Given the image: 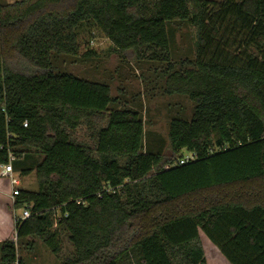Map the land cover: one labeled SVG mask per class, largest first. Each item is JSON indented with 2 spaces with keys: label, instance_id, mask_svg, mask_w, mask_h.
Instances as JSON below:
<instances>
[{
  "label": "trees",
  "instance_id": "16d2710c",
  "mask_svg": "<svg viewBox=\"0 0 264 264\" xmlns=\"http://www.w3.org/2000/svg\"><path fill=\"white\" fill-rule=\"evenodd\" d=\"M176 21L198 29L179 65ZM84 28L166 62L164 92L193 101L163 152L146 150L141 110L108 84L55 69V54L80 55ZM184 150L197 158L179 164ZM9 151L38 189L16 197L32 214L1 264H26L20 249L38 241L59 255L62 232L76 253L61 264H207L200 231L230 264H264V0H0V164Z\"/></svg>",
  "mask_w": 264,
  "mask_h": 264
},
{
  "label": "rangeland",
  "instance_id": "374dc122",
  "mask_svg": "<svg viewBox=\"0 0 264 264\" xmlns=\"http://www.w3.org/2000/svg\"><path fill=\"white\" fill-rule=\"evenodd\" d=\"M168 30L171 36L173 62L179 65L186 59H195L197 27L187 22L176 21L168 25ZM80 38V55L55 54L53 57L55 69L108 84L113 97H119L126 106L141 110L145 121L146 150L153 153L163 152L169 146L168 130L171 120L190 119L194 111V103L188 96L181 94L170 96L164 92L165 77L162 71L167 68V63L138 61L132 53H119L114 50L112 42L102 32L96 30L84 28ZM89 50H94L97 54L88 57L85 53ZM76 136L79 140H87L88 129L82 126ZM183 154H186L185 150ZM29 156L31 161L41 158V155L34 151L30 152ZM20 187L25 190H37L36 172L33 171L23 177ZM2 202L4 206L2 205L0 213V226L7 229L2 219L6 218L4 215L7 214L6 204ZM20 211L18 210L19 213ZM13 235V232L9 231L8 238H14ZM62 235V249L59 255H55L45 244L38 241L34 249H20L19 256L26 264H61L76 253L68 235L65 232H62ZM200 237L207 264H230L203 231H200Z\"/></svg>",
  "mask_w": 264,
  "mask_h": 264
},
{
  "label": "built area",
  "instance_id": "2783aa9c",
  "mask_svg": "<svg viewBox=\"0 0 264 264\" xmlns=\"http://www.w3.org/2000/svg\"><path fill=\"white\" fill-rule=\"evenodd\" d=\"M24 126H27V123L24 124ZM197 158V154L192 151H187L186 154H184L179 159V164H185L192 160H195ZM16 159L15 154L12 151H9V160L7 163L0 164V178L6 179L9 183V190L6 191V194L8 196V199L11 202L12 205V225L10 227L11 232H13L12 238L15 242L17 240V224L22 222L23 220L29 218L32 214L31 206L27 205L21 208L20 213L18 210L14 208V204L16 201V197L20 195V193L25 190L20 187L22 176H20L19 172L15 171L13 162ZM22 177V178H21ZM110 191V190H109Z\"/></svg>",
  "mask_w": 264,
  "mask_h": 264
},
{
  "label": "crops",
  "instance_id": "0c3cea01",
  "mask_svg": "<svg viewBox=\"0 0 264 264\" xmlns=\"http://www.w3.org/2000/svg\"><path fill=\"white\" fill-rule=\"evenodd\" d=\"M8 190H9L8 181L6 179L0 178V213H2L1 211L2 205L4 206V204H2L3 203L2 201L5 202L6 204L5 209L7 210V214H4L3 212V214L6 215V218H2L5 221V225L7 226V229H5L4 227L2 228V226H0V246H1V242L8 238L9 231H11L10 227L12 225L11 223H12V209L13 208L6 194V191ZM0 256H1V250H0Z\"/></svg>",
  "mask_w": 264,
  "mask_h": 264
}]
</instances>
